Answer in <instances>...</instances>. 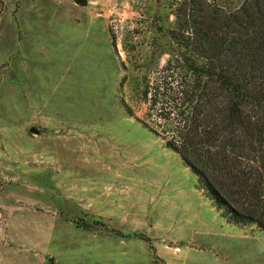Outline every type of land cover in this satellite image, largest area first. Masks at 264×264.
<instances>
[{
  "label": "rangeland",
  "instance_id": "374dc122",
  "mask_svg": "<svg viewBox=\"0 0 264 264\" xmlns=\"http://www.w3.org/2000/svg\"><path fill=\"white\" fill-rule=\"evenodd\" d=\"M182 1L0 0V209L8 213L0 238L9 244L1 255L35 264H264V232L226 222L141 125L142 83L175 50ZM203 1L231 11L243 0ZM30 211L40 220L17 227ZM27 237L39 245L22 246Z\"/></svg>",
  "mask_w": 264,
  "mask_h": 264
},
{
  "label": "trees",
  "instance_id": "16d2710c",
  "mask_svg": "<svg viewBox=\"0 0 264 264\" xmlns=\"http://www.w3.org/2000/svg\"><path fill=\"white\" fill-rule=\"evenodd\" d=\"M180 5L175 50L142 83L141 125L177 155L226 222L264 232V0L231 11L203 0Z\"/></svg>",
  "mask_w": 264,
  "mask_h": 264
},
{
  "label": "crops",
  "instance_id": "0c3cea01",
  "mask_svg": "<svg viewBox=\"0 0 264 264\" xmlns=\"http://www.w3.org/2000/svg\"><path fill=\"white\" fill-rule=\"evenodd\" d=\"M23 210H24V208H23ZM30 212H32L34 214L31 218H27L26 217L24 219V216H22L20 214V216H18L15 219L17 221L16 222L17 227L19 226V224H22V223H26V222L28 223V222H34V221H39L40 220V215H38V214H40V212H38V211H35V212L34 211H30ZM42 216H44V214ZM41 219L44 220V217H41ZM7 220H8L7 211L3 210V209H0V228H2L1 233H0L1 238H3L6 235L5 231L7 230V227H8ZM176 227L178 228V227H180V225H177ZM243 227L244 228L246 227L248 229V231L250 230L251 233H254V232H252V231H254L253 230V225H243ZM1 238H0V247L3 246V245L4 246L5 245H9V244H3ZM21 244H22V246L26 245L27 247L33 246V247H29V249H31V248L35 249V247L39 245L37 240L31 239V238H28V237L27 238H23ZM24 249H26V248H24ZM21 258L22 259L7 258V257H4L3 255L0 254V264H35V262L33 261V259L31 257H27L26 255H24Z\"/></svg>",
  "mask_w": 264,
  "mask_h": 264
},
{
  "label": "water",
  "instance_id": "95a60500",
  "mask_svg": "<svg viewBox=\"0 0 264 264\" xmlns=\"http://www.w3.org/2000/svg\"><path fill=\"white\" fill-rule=\"evenodd\" d=\"M73 3H76V4H79V5H82L84 3V0H72ZM31 131L33 132H36L35 129L33 128H30Z\"/></svg>",
  "mask_w": 264,
  "mask_h": 264
}]
</instances>
